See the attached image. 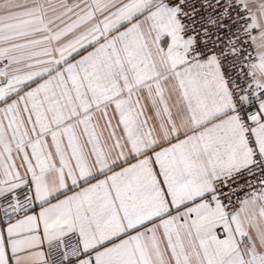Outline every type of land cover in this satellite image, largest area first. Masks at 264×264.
I'll return each mask as SVG.
<instances>
[{
  "label": "snow or ice",
  "instance_id": "snow-or-ice-1",
  "mask_svg": "<svg viewBox=\"0 0 264 264\" xmlns=\"http://www.w3.org/2000/svg\"><path fill=\"white\" fill-rule=\"evenodd\" d=\"M0 264H264V0H0Z\"/></svg>",
  "mask_w": 264,
  "mask_h": 264
}]
</instances>
